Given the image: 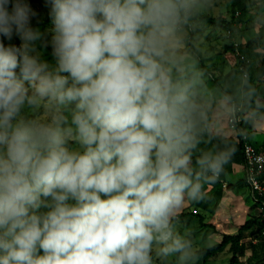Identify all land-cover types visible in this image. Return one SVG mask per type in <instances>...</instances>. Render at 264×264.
Wrapping results in <instances>:
<instances>
[{
    "label": "clouds",
    "instance_id": "1",
    "mask_svg": "<svg viewBox=\"0 0 264 264\" xmlns=\"http://www.w3.org/2000/svg\"><path fill=\"white\" fill-rule=\"evenodd\" d=\"M200 7L0 0V264H196L179 211L233 154L199 147Z\"/></svg>",
    "mask_w": 264,
    "mask_h": 264
},
{
    "label": "trees",
    "instance_id": "2",
    "mask_svg": "<svg viewBox=\"0 0 264 264\" xmlns=\"http://www.w3.org/2000/svg\"><path fill=\"white\" fill-rule=\"evenodd\" d=\"M32 3L35 5H40L42 3V0H32ZM227 3L229 5V11L231 15L230 18L228 20L218 18V20H220L224 24L226 31L229 30L231 33L230 36L233 37L234 31L237 29L235 28V24L240 23L242 18L247 14L249 8L254 3V0H227ZM263 4L264 2L258 7V10H260L261 8L264 9V7H262L264 6ZM199 21L209 22L213 20L211 17H207L205 15L195 17L194 14L190 17L189 22L186 25L188 31L185 35L184 41L186 48L188 52L192 55V57L196 59L198 69L202 73H206L207 75H209L206 77L209 85L212 87L211 89L217 88L218 90H220L222 95L226 97L230 102H237L242 95L245 96L243 97V106L240 107V114L242 115L244 127H247L249 129V122L251 120H248V118L245 117V113L249 111L251 106L259 104L264 100V86L262 87L263 90L257 94H253L252 90L251 92H248V90L246 89L247 86L251 85L252 78L255 77V74H257L258 77L264 78V24L258 32L248 37L245 40V43H240L239 46L240 52L245 57L246 51H251L255 49H261L263 51V56L255 73H252L249 70L248 60L244 67L246 77H242V72L238 70V65L241 61L239 57L233 55L234 48L232 45V41L230 40V38H227L225 52L232 53L235 59L234 65L229 69L227 73L218 74L217 76L213 77L210 75V73H207L208 70L205 64V58L201 55L198 48L193 45V41L201 34V31L198 27ZM49 25L50 21L47 18L46 10L41 8V23L39 26L45 27ZM15 42L18 43V41ZM46 55L50 59V55L47 53ZM256 96H258L259 99L256 98ZM253 144L257 149L264 148L263 145L262 147H260L255 145V143ZM199 147L213 151L231 147L233 149V154L225 166L230 165L232 163H243L241 146L237 142V140L234 141L231 138H225L221 135H215L210 132H203L201 135ZM221 174L215 181L206 183L203 189L202 197L198 200L189 201L190 206H195V208H200L201 210L208 211L210 213L215 210V207L221 197ZM243 184L245 185L244 178ZM187 214L188 213H180L178 216L184 217ZM189 214L193 215V217L197 219V222L200 225L207 226L204 223L205 215H203L201 212H191ZM208 226H210V224ZM263 228L264 217L259 209V205L256 203H252L251 206H249L248 208L244 224L241 225L235 233L222 234L220 242L215 243L206 248H198V259H201L205 263L209 258H212L217 253L227 251L230 254V257L226 264H243V261L241 259L245 256V252L247 249H251L252 254L254 250L257 249V247L264 249V238L260 236V232ZM253 240L255 241L254 243L252 242Z\"/></svg>",
    "mask_w": 264,
    "mask_h": 264
},
{
    "label": "rangeland",
    "instance_id": "3",
    "mask_svg": "<svg viewBox=\"0 0 264 264\" xmlns=\"http://www.w3.org/2000/svg\"><path fill=\"white\" fill-rule=\"evenodd\" d=\"M263 2L264 0H254V3L249 8L247 14L242 18L240 23L235 24V28H237L236 25L238 26L240 25L241 28L244 27V29H242V31L244 32V37H243L244 39L245 38L247 39L248 37L254 35L256 32L259 31V29L264 24V9L261 8L260 10H258V7L262 5ZM201 15L211 17L213 21H209V22L199 21L198 27L199 30L201 31V34L193 41V45L196 48H198L201 55L205 58V64L208 70L207 73H210V75L213 77L217 76L218 74H225L229 71V69L234 65L235 62L232 53L225 52V45L227 44L226 28L224 24L220 20H218V18L228 20L231 16L227 0H201L200 10L195 13V17H199ZM242 23L243 24L248 23V24L243 25ZM187 32L188 31L186 28L185 35ZM234 35L238 37L239 32L237 30L234 31L233 38L234 41L240 43V41L243 38H241L240 35H239L240 37L238 38ZM185 50L187 51L188 55L193 61L194 68L201 74L203 81L202 90L203 89L210 90L209 93H211L210 94L211 97L207 96L205 99L209 105V111L211 112V115L214 110V114H215L214 116H216L217 120L221 121V123L224 126L227 110L230 109L229 100L226 97H224L221 91L218 90L217 88L211 89L212 87L209 85L206 77L209 75H207L206 73H202L198 69L197 61L188 52L186 45H185ZM253 72L255 73V67L253 68ZM202 93L204 92L202 91ZM256 112L260 113V109L257 108ZM259 122L260 125H258L257 127L258 135L256 136L257 138L256 140H260L264 143V118ZM240 176H237L236 179ZM236 191L239 192L240 195L245 200V202L249 206H251L252 201L249 198V192L248 189L245 187V185L243 187H239ZM188 225L192 226L195 229L198 228L197 226L199 225V223L197 222L196 218L192 217ZM209 238L210 239L207 242L203 240V238L200 236L197 240H195L194 244L196 245L197 248H200L203 247L204 244L210 246L220 241L216 237L213 239V237L209 236ZM250 254L251 252L249 251L248 252L249 258L247 259L244 258L243 264H264L263 248L257 247V249L254 250L251 256ZM229 257L230 254L227 251H224L221 253H217L212 258H209L205 263L201 259H197L196 264H226Z\"/></svg>",
    "mask_w": 264,
    "mask_h": 264
},
{
    "label": "crops",
    "instance_id": "4",
    "mask_svg": "<svg viewBox=\"0 0 264 264\" xmlns=\"http://www.w3.org/2000/svg\"><path fill=\"white\" fill-rule=\"evenodd\" d=\"M246 24H243V25H246ZM236 26H237L236 30L239 32V35L241 36V38H243L244 32L242 31V29H244V27L241 28L240 25L239 26L236 25ZM239 35L238 37H240ZM245 40L246 38L245 39L243 38L241 41L240 40L239 41L241 44H244ZM262 56H263V51L261 49L246 51V57L249 60V70L252 73H254L253 72L254 67H255V71L257 70ZM254 76L255 77L252 78L251 85L247 86L246 89L248 90V92H251L252 90L253 94H257L263 90L262 87L264 86V78L258 77L257 74H255ZM202 91L204 92L202 94L205 98L207 96L211 97L210 96L211 93H209L210 92L209 89H205V90L203 89ZM243 97L245 96L242 95L241 98L238 99L237 102L229 101V106H231L232 104H235L240 107L243 106V101H244ZM256 98H258V96H256ZM257 108L260 109V113L256 112ZM228 113H229V110H227V113H226L227 115L225 118V125L223 126L221 121L217 120L216 116H214L215 115L214 110H213L212 115H211V112L209 111L208 112L209 118H208L207 126L204 132L206 133L210 132L215 135H221L225 138H231L234 141H236L237 137H236L235 132L231 128H229L227 124ZM245 117L248 118V120L249 119L251 120L249 122L250 124L249 129H250V135L252 137L253 143H255V145L257 146L262 147L264 143L260 140H256L257 139L256 136L258 135L257 127L258 125H260L259 121L263 120L264 118V100L260 102L259 104L251 106L249 111L245 113ZM237 176H240V177L236 179ZM243 176H244V172H243L242 163H232L230 165L225 166L221 174V180H222V186H221V191H220L221 197L215 207V210L212 213H210L208 211L201 210L200 208H195V206H190L189 201H186L185 204L180 209L179 214L180 213H188V214L184 217L178 216V228L182 232L189 234L193 242H195V240H197L200 236L203 238V240L208 242V240L210 239L209 236L213 237V239L216 237L219 240H221L222 234L235 233L238 230V228L244 224L246 220L247 211L249 208V205L245 202V200L240 195V193L236 191L239 187L244 186ZM191 212H197V213L201 212L203 215H205L204 223L207 226H202L199 224L197 226L198 228L194 229L192 226L188 225L190 222V219L193 217V215L189 214ZM209 224L210 226H208ZM252 242L254 243L255 241L253 240ZM204 246L209 247L204 244L203 247H200V248H206ZM249 251L251 252V249L246 250L245 256L241 259L242 261H244L243 260L244 258L246 259L249 258V255H248Z\"/></svg>",
    "mask_w": 264,
    "mask_h": 264
},
{
    "label": "built area",
    "instance_id": "5",
    "mask_svg": "<svg viewBox=\"0 0 264 264\" xmlns=\"http://www.w3.org/2000/svg\"><path fill=\"white\" fill-rule=\"evenodd\" d=\"M237 15V13H236ZM230 31H226V37L230 38L234 48L233 55L239 57L240 64L238 70L242 72V77H246L244 71L245 64L248 59L240 52V43L234 41L230 36ZM227 124L237 137V142L241 146L243 157L244 183L248 189L252 203L259 205V209L264 217V148L257 149L252 141L250 129L244 127L242 115L240 114V106L232 104L229 109ZM260 236L264 238V228L260 232Z\"/></svg>",
    "mask_w": 264,
    "mask_h": 264
}]
</instances>
